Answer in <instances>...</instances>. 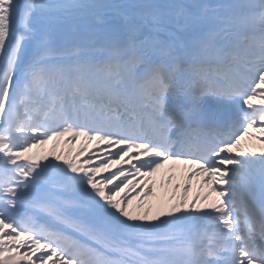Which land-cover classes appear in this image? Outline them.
Instances as JSON below:
<instances>
[{"label": "snow or ice", "instance_id": "6c2138e0", "mask_svg": "<svg viewBox=\"0 0 264 264\" xmlns=\"http://www.w3.org/2000/svg\"><path fill=\"white\" fill-rule=\"evenodd\" d=\"M254 129L264 0H0V264H264Z\"/></svg>", "mask_w": 264, "mask_h": 264}, {"label": "rangeland", "instance_id": "374dc122", "mask_svg": "<svg viewBox=\"0 0 264 264\" xmlns=\"http://www.w3.org/2000/svg\"><path fill=\"white\" fill-rule=\"evenodd\" d=\"M122 1H124V0H116L117 3H121ZM54 143L56 144L55 151H53L52 145L49 144V145H46V146L39 147L40 153L47 154L49 151H51L52 152V156H54L56 154L67 155L68 154V150L71 149L72 150V154L74 155L75 152L78 151L79 148H81V147H85L89 151L93 150L96 147V145L93 142L90 144L86 140L77 141L75 145L66 144L64 142V139H61V140H59L57 142H54ZM135 203H137V201H134V204ZM146 203H148V202H146ZM147 205H145V206H147Z\"/></svg>", "mask_w": 264, "mask_h": 264}, {"label": "bare ground", "instance_id": "6f19581e", "mask_svg": "<svg viewBox=\"0 0 264 264\" xmlns=\"http://www.w3.org/2000/svg\"><path fill=\"white\" fill-rule=\"evenodd\" d=\"M244 145H249V142H251V145H249V151H254L257 155H259L262 152V146L261 144L258 143V140L250 138V137H246L244 140ZM149 203L152 204L153 199H150L149 201H147ZM147 204V203H146Z\"/></svg>", "mask_w": 264, "mask_h": 264}, {"label": "trees", "instance_id": "16d2710c", "mask_svg": "<svg viewBox=\"0 0 264 264\" xmlns=\"http://www.w3.org/2000/svg\"><path fill=\"white\" fill-rule=\"evenodd\" d=\"M34 155V154H40L39 148L33 149L32 153H29V155Z\"/></svg>", "mask_w": 264, "mask_h": 264}]
</instances>
